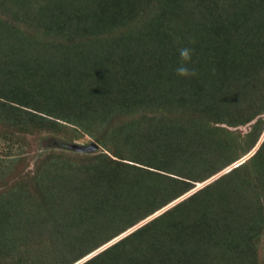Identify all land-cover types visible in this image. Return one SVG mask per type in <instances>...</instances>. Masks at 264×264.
Returning <instances> with one entry per match:
<instances>
[{
	"label": "trees",
	"instance_id": "16d2710c",
	"mask_svg": "<svg viewBox=\"0 0 264 264\" xmlns=\"http://www.w3.org/2000/svg\"><path fill=\"white\" fill-rule=\"evenodd\" d=\"M0 6V264H264V138L240 162L264 129V0ZM66 129L104 151L14 170L21 137Z\"/></svg>",
	"mask_w": 264,
	"mask_h": 264
},
{
	"label": "rangeland",
	"instance_id": "374dc122",
	"mask_svg": "<svg viewBox=\"0 0 264 264\" xmlns=\"http://www.w3.org/2000/svg\"><path fill=\"white\" fill-rule=\"evenodd\" d=\"M0 9H1V6H0ZM250 125H251V122L247 123L245 125L230 126V127H228V129L233 134L240 137L241 142H244L247 139V133H248V130L250 129ZM74 133H76V132H74L70 129H66L64 132L57 133L56 135L49 134V133H46V134L42 133V134H27L26 136L21 137L22 140H20V144L16 145L17 147L15 149V152H16L15 157H18V161H17L16 165L14 166V170L16 169V171H19L20 174H24V173H26V171L35 169V165H36L39 157L42 155V153H44L46 151L57 152L58 150H60L61 147L66 148V150L68 149V150L75 152V153H78V154H95V153H99V152L104 151V149H102L101 146L97 142H95L94 139L91 138V136H89L87 133L79 132L80 135L75 136V138H73L71 135ZM263 138H264V129L262 130L260 137H259L258 141L256 142L255 146L245 156H243L244 158L242 157L243 159L240 162L244 161L251 154H253V152L257 149L259 144L262 142ZM72 143H75L78 145H88L90 143H95L97 145V147L90 149L89 151H86V152L85 151H77L73 148L68 147V145L72 144ZM7 144H8V141L6 139L0 138V158H2L4 162H8V160L6 159L7 155L5 153L6 152L5 146ZM108 154L110 155L109 152H108ZM236 162L226 166L225 168L220 170L218 173L212 175L210 178L204 180L203 182L196 183L195 186L193 188H191V190L187 193L191 194L192 192H194L198 188H200V187L204 186L205 184L211 182L212 180L217 178L219 175L227 172L229 169H231L232 167H234L238 163H240V162H237V163ZM4 169H8L7 164H5ZM199 183L201 185H199ZM2 185H4V184L0 183V186H2ZM189 194H187V195H189ZM184 195H186V194H184ZM177 199H180V197ZM173 203H175V202L169 203L162 210L166 209L167 207H169ZM162 210H159V211H162ZM155 213L151 217L157 215ZM158 213H160V212H158ZM145 221L146 220L141 221L135 227L141 225ZM135 227H133V228H135ZM132 229L127 230V231L123 232L122 234L118 235L117 237L113 238L106 245L100 247L99 250L102 249L103 247L107 246L108 244L115 242L120 237H122L125 234H127L128 232H130ZM261 242L262 243H261L260 249L262 251V254L264 255V236H263ZM97 251H95V252H97ZM95 252H93V254ZM84 259H86V258H82V260L80 259V261L76 262L75 264H79Z\"/></svg>",
	"mask_w": 264,
	"mask_h": 264
},
{
	"label": "clouds",
	"instance_id": "9594fccd",
	"mask_svg": "<svg viewBox=\"0 0 264 264\" xmlns=\"http://www.w3.org/2000/svg\"><path fill=\"white\" fill-rule=\"evenodd\" d=\"M179 54H180V64L175 68L176 74L180 77L194 76L195 70L190 67L192 49H190L189 47H183V48L179 49ZM182 197L184 198L185 195H183ZM181 199H179V200H181ZM177 201H178V199L173 201V202H177ZM159 212H161V211H159ZM150 218H152V217H150ZM150 218H148V219H150ZM148 219H146V220H148Z\"/></svg>",
	"mask_w": 264,
	"mask_h": 264
},
{
	"label": "water",
	"instance_id": "95a60500",
	"mask_svg": "<svg viewBox=\"0 0 264 264\" xmlns=\"http://www.w3.org/2000/svg\"><path fill=\"white\" fill-rule=\"evenodd\" d=\"M68 147L73 148L77 151H85L86 152V151H89L90 149L96 148L97 145L95 143H90L88 145H78V144L72 143V144H69ZM181 198H183V197H181ZM156 214H158V213H156Z\"/></svg>",
	"mask_w": 264,
	"mask_h": 264
}]
</instances>
